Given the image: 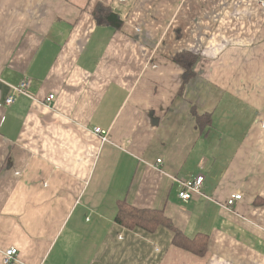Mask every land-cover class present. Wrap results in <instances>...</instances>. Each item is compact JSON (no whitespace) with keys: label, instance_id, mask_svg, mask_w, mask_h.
<instances>
[{"label":"crops","instance_id":"1","mask_svg":"<svg viewBox=\"0 0 264 264\" xmlns=\"http://www.w3.org/2000/svg\"><path fill=\"white\" fill-rule=\"evenodd\" d=\"M98 3L121 29L96 24ZM181 51L197 56L183 89ZM23 79L34 97L6 104ZM198 175L204 195L182 200ZM121 199L209 250L118 223ZM11 247L10 264H264L260 1L0 0V264Z\"/></svg>","mask_w":264,"mask_h":264},{"label":"trees","instance_id":"2","mask_svg":"<svg viewBox=\"0 0 264 264\" xmlns=\"http://www.w3.org/2000/svg\"><path fill=\"white\" fill-rule=\"evenodd\" d=\"M93 16L98 25H108L116 30L121 29L123 26V21L118 14L110 6L103 3L97 4L93 10ZM174 60L184 69L181 87L183 89L187 82L195 75L194 67L197 62V56L188 51H181L174 56ZM197 122L199 128L202 130L207 123L209 128H211V117L209 115L204 114L199 116ZM115 220L126 227L135 228L139 226L148 231H155L160 225H164L174 231L173 242L177 246L199 255H203L209 250V239L205 233L188 236L175 225L163 209L137 208L127 200L121 199L118 202Z\"/></svg>","mask_w":264,"mask_h":264},{"label":"built area","instance_id":"3","mask_svg":"<svg viewBox=\"0 0 264 264\" xmlns=\"http://www.w3.org/2000/svg\"><path fill=\"white\" fill-rule=\"evenodd\" d=\"M260 3L264 6V0H259ZM30 81L28 79H23L19 82L17 85H11V93L7 96L5 99L6 104H12L16 96L19 94L27 95L30 97H34L33 94L30 91ZM55 97L54 94H49L44 102L49 104L53 98ZM95 133H101L102 139L107 140V135L105 130H103L101 127L96 126L94 127ZM162 158H158L157 162H161ZM204 177L202 175H198L192 179L189 180H183L181 181V189L179 191V197L182 200H189L191 198H194L196 196H203L204 193L202 192V184H203ZM243 195L239 192H233L229 195L227 200L223 203V205L229 207H233L235 202L242 199ZM17 255V249L14 247L8 248L5 251H3L2 259L3 263L10 264L16 259Z\"/></svg>","mask_w":264,"mask_h":264}]
</instances>
